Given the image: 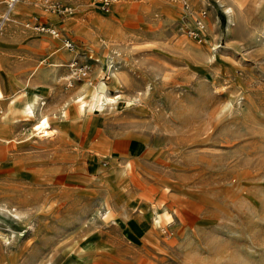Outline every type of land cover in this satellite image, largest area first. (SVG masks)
<instances>
[{
	"label": "rangeland",
	"instance_id": "374dc122",
	"mask_svg": "<svg viewBox=\"0 0 264 264\" xmlns=\"http://www.w3.org/2000/svg\"><path fill=\"white\" fill-rule=\"evenodd\" d=\"M0 63L21 81L2 104L44 81L54 129L25 115L0 153V264H264V0H19ZM101 85L120 96L80 110ZM131 195L167 216L140 241L121 223L136 244L113 223Z\"/></svg>",
	"mask_w": 264,
	"mask_h": 264
},
{
	"label": "crops",
	"instance_id": "0c3cea01",
	"mask_svg": "<svg viewBox=\"0 0 264 264\" xmlns=\"http://www.w3.org/2000/svg\"><path fill=\"white\" fill-rule=\"evenodd\" d=\"M2 68L5 72L7 82H5L4 76L0 73V86H2L1 89L4 95V98L0 96V108L2 110L0 113V153L4 151V145L6 147V145L11 143L20 134L22 126L21 120H23V116L27 115L22 111L23 104L28 100L32 101L34 97L45 94L48 91L44 81H38V83L35 81V83H30L27 85L26 83H24L20 94L10 99L7 108L6 103L5 105L2 104V101H5L6 99L4 91H6V93L14 95L18 90H20L18 89L15 92V87H19L18 85H20L21 81L14 75L13 72H11V70L4 68L3 66ZM42 102L43 101H41L40 106ZM6 137L10 139L7 141L5 140L7 139ZM131 144L132 143L128 144L127 147H125L123 153L127 154L130 157H136L137 152L133 153L130 150ZM124 207L133 210L134 213L130 214L129 217H124L121 214H116L113 223H115L121 229L122 236L131 244H136L138 243V241L124 234V226L121 225V223H124V225H126L129 222H133L137 226H139L141 228L140 235H138L140 241L143 239L149 229H154L157 226L161 227V225L164 224L165 220H167V216L165 214L164 216L157 214L155 216L158 218L159 224L155 225L153 221V215L156 213V211H153L152 208L148 207L145 199L140 198L138 195H131L126 200Z\"/></svg>",
	"mask_w": 264,
	"mask_h": 264
},
{
	"label": "built area",
	"instance_id": "2783aa9c",
	"mask_svg": "<svg viewBox=\"0 0 264 264\" xmlns=\"http://www.w3.org/2000/svg\"><path fill=\"white\" fill-rule=\"evenodd\" d=\"M19 0H5V5L2 11L0 12V31L4 25V23L9 19L10 12L14 5L18 2ZM102 1V6L106 9L110 7V5L115 2L116 0H101ZM52 3L49 2V5ZM64 10H71L69 6L65 5L63 8ZM205 13L204 10H202L199 13V16L195 18V26L188 29L187 32L190 36L194 38H200L201 36V29L203 27V22H202V16ZM36 29L42 31V32H47L53 36H58L59 31L55 26L52 25H46V24H35L34 26ZM62 43L63 46H65L69 50H76L77 44L74 40H72L69 37H62ZM78 59L72 58L71 61H69L68 66L70 69V74H69V83H72L71 79H81L85 77L88 73L89 69V64L82 61L78 62ZM1 108H0V113H1Z\"/></svg>",
	"mask_w": 264,
	"mask_h": 264
},
{
	"label": "bare ground",
	"instance_id": "6f19581e",
	"mask_svg": "<svg viewBox=\"0 0 264 264\" xmlns=\"http://www.w3.org/2000/svg\"><path fill=\"white\" fill-rule=\"evenodd\" d=\"M1 91V90H0ZM3 96V95H2ZM120 96V95H117V96H108L107 95V88L105 85H101V87L99 88H96L95 91H93V93L91 94V99L86 101L84 97L80 98L79 100H77L80 104H79V109L81 110H84L85 108H87L89 111L90 110H93L97 103L99 102V100L102 98L103 102H107V103H110V102H115L117 100V97ZM38 96H36L32 101H26L24 104H23V107H22V111L27 114V115H30L32 117H35L37 118L39 121V124H37V126L34 125L33 127V131H38L37 133H35L36 135H39V136H42L43 134H47V137L48 136H51L53 134V130L54 129H50V123H49V120L48 119V116H43L41 118L37 117V114H38V111L35 112V109H36V105L38 104ZM44 102H42V105H43ZM39 107V106H38ZM42 108L40 109H37V110H41ZM1 138V137H0ZM8 140V139H6Z\"/></svg>",
	"mask_w": 264,
	"mask_h": 264
}]
</instances>
